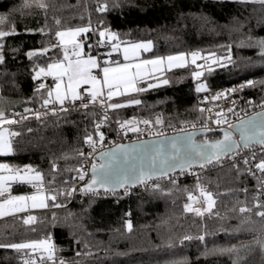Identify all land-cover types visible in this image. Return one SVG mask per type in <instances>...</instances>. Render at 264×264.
I'll list each match as a JSON object with an SVG mask.
<instances>
[{
	"label": "trees",
	"instance_id": "16d2710c",
	"mask_svg": "<svg viewBox=\"0 0 264 264\" xmlns=\"http://www.w3.org/2000/svg\"><path fill=\"white\" fill-rule=\"evenodd\" d=\"M46 2L47 12L35 5L24 8V0H0V16L8 18L6 27L15 28V34L0 41L5 57L0 64V108L6 112L42 104L41 93L36 91L41 81L32 76L38 67L61 58L62 50L53 47L57 42L54 32L90 26L92 21L97 38L99 31L105 29L119 34L122 43L151 41L153 48L145 55L148 57L192 52L203 57L210 53L231 56L230 62L223 61L225 67L198 59L202 68L190 62L187 67L165 73L167 84L119 101H141L139 105L124 104L125 107L113 110L119 121L135 116L151 120V128L200 122L206 118L200 109L212 101L210 92L220 89L226 90L227 97L249 96L264 101V59L257 48L246 46L264 39V7L258 3L118 0L120 6L114 8V0ZM104 3L108 10L97 11ZM55 19L61 24L56 25ZM242 41L245 46H241ZM42 49L49 51L31 58L27 55ZM188 58L191 61L190 55ZM193 71L203 75L195 79ZM249 80L254 82L252 86L247 84ZM199 84H205L206 90L197 92ZM157 117L164 121L162 125L155 123ZM99 120L97 108L88 107L8 126L19 135L11 138L13 152L0 156V163L22 171L31 167L33 173H41L40 188L46 195L57 194L55 203L63 206L54 207L53 201L48 200L47 209L36 212V221L30 224H24L18 215L0 219V244L26 243L47 236L53 239L57 264L61 260L65 264H264V250L254 239H264L259 225L254 226L256 231H249L250 225L242 224L240 214L232 211L233 206H240L237 201H247L252 206L259 182L251 175L237 176L229 165L208 167L196 179L169 182L140 195L118 197L117 201L85 194L75 197L74 192L58 194L75 186L73 177L92 151L85 139L92 135L97 141ZM140 128L149 129L144 124ZM81 152L85 155L81 156ZM260 158L261 155L257 159ZM247 167L239 164L242 172ZM35 188L31 184H14L13 194H30ZM200 188L211 192L216 200L213 213L202 217L184 208L189 193L196 197ZM245 188L247 192L243 191ZM127 222L132 224L131 231ZM185 236L192 239L185 240ZM200 236L204 240L198 239ZM233 246L236 252L212 251ZM25 258L23 252L0 248V264H23Z\"/></svg>",
	"mask_w": 264,
	"mask_h": 264
},
{
	"label": "snow or ice",
	"instance_id": "6c2138e0",
	"mask_svg": "<svg viewBox=\"0 0 264 264\" xmlns=\"http://www.w3.org/2000/svg\"><path fill=\"white\" fill-rule=\"evenodd\" d=\"M238 3H258L264 7V0H236ZM36 7L47 12L49 4L46 0H24L23 7L31 8ZM118 0H114L112 7H119ZM108 4L104 3L99 5L96 10L104 12L108 10ZM55 24L60 25L61 21L55 19ZM8 24V18L0 16V41L4 38L15 34L14 27H6ZM91 27H69L66 30H56L54 35L56 37V43L54 48L61 49L63 52V58L55 61L47 62L46 66L38 67L32 76L33 80H40L36 91L41 93L42 104L41 107L48 109L50 105L52 114L57 113L55 105H59V111L68 112L69 108L65 107L66 102L75 104L79 101V108L88 109L89 104H98L101 108L105 106L108 109L115 110L125 107L121 103H111L113 98L128 96L131 93H140L147 91L150 88L158 87L159 85L148 83L147 88L141 87V83L145 82L150 77H155L156 73H163L165 70H171L172 68L187 67L189 63L188 56L191 57V64L196 65L197 68H202L203 65L197 64L198 59L210 60L212 63H218L221 67L226 65L224 60L231 61V56L217 57L215 53H210L207 57L201 56L199 52H192L190 54L180 53L178 55H169L167 57H157L155 59H140L141 51L147 52L152 48L151 41L146 43H135L130 46H125L123 52V62L119 60L104 59L101 61L97 56L88 54L85 56L84 44L79 39L81 34H86L91 31ZM98 45L103 46L105 38L109 41H116L119 39L116 33H107L106 31H99ZM251 39V37H249ZM241 46H245L244 42H241ZM249 47H257L259 49V55L264 59V39L257 40L255 43L248 44ZM4 45L0 43V64L4 63L5 57L3 55ZM91 48L92 46L89 45ZM230 50V46H229ZM49 49H42L39 53L29 52L27 55L29 58L39 54L46 55ZM121 51L120 44L112 43L111 52L108 53L110 57L112 53H119ZM138 61V62H135ZM211 71V69H209ZM203 73L201 71H193L192 76L195 79H199ZM50 77L52 84L48 85L42 78ZM169 81L164 79L163 84H167ZM249 86L254 84L253 81L247 82ZM244 87V85H241ZM206 86L204 84L197 85L196 91H205ZM234 91V90H232ZM224 93H216L211 97L212 100H220ZM2 99V97H0ZM108 101L107 105L105 102ZM131 104L139 105L141 101L139 99L130 100ZM251 103V101L249 102ZM264 107V105H261ZM32 111L31 109H25V112ZM211 112L212 109H200ZM229 113L234 112V108H227ZM47 111L41 113L40 111L34 112V118L39 120L42 115H47ZM19 116V119L15 117ZM29 119L28 116H22L19 113H14L10 118L9 114L0 108V156H6L12 153L13 145L11 138L19 135V133L11 131L9 127L19 123L21 120ZM107 115L104 116V120H107ZM212 123L217 125V129H212L208 126V122L202 124V129L205 133L210 131L219 130L223 134L222 139H203L197 142L194 139L195 133H185L183 135H177L171 138L164 137L163 139H157L153 141H146L135 145H119L117 148L112 149L109 152H102L101 158L107 157L108 163L101 164L99 167L95 164L92 165L91 180L86 182L85 185L79 189L84 193L98 194V189L103 188L105 192L115 194L116 188H125L129 183L145 182L147 179H151L152 175L159 172L161 175H167L168 172L179 168L183 173L186 168H191L194 164H198L202 169L208 165H221L222 158L228 157L230 154L238 151L239 148H249L251 144L260 145L264 150V111L259 112L256 116L249 118L248 120H241L239 124H231L228 122V117L224 109L215 113V119L208 118ZM120 128L127 132L140 133L145 129H141L138 125L143 123L146 128H151L153 122L151 120L142 121H124L119 122ZM156 124L162 125L164 121L157 117ZM227 125V128L220 127L221 125ZM193 128L195 124L191 125ZM100 125L97 124L96 128L99 129ZM30 130V129H29ZM180 131L183 133L184 129ZM234 132H239V140L234 138ZM156 136L162 137L163 132H156ZM104 134L99 133V142L101 147L104 142ZM92 152L96 151L97 141L93 139L92 135H88L85 139ZM81 156L85 154L80 153ZM88 155H91L89 153ZM244 165L248 166L244 172L239 168V163L234 161L229 166L236 170L237 176L251 175L256 176V173L261 174V188L264 189V151H261V158L257 161L256 152H252L250 156L241 158ZM253 164L254 169L253 170ZM53 165V169H55ZM147 169V171L145 170ZM34 169L26 167L23 172L19 168H13L6 163H0V217L12 216L15 213L26 212L29 208H47L49 205L46 201H53L54 207H61L63 205L55 203L57 200V194L45 195L41 189L37 190V194L33 195H11V184L13 182L19 183H43V176L38 171L33 175ZM78 176L73 179L85 180L87 173L83 169L77 170ZM175 183V180L172 181ZM159 188V185H155ZM199 187V185H197ZM55 191V190H53ZM77 191L75 187H72L67 193L61 191L58 194L71 195ZM244 192L248 190L243 189ZM200 195L203 197V201L193 196L191 193L188 195L189 201L193 203L186 204L184 206L185 211L194 212L196 216H204L205 213L212 214L213 209L216 206V200L213 198V194L200 188ZM252 206H248L247 201H237L239 207L233 206L232 211L240 214L239 219L242 224H249V231H256L255 225H259L258 231L264 234V193L260 196L252 198ZM194 203H201V208L193 207ZM206 203V206L204 204ZM247 214V215H245ZM219 215V213H215ZM254 217L258 219H254ZM36 217L29 215L23 219L24 224H30L35 222ZM127 228L132 230L131 222H127ZM185 240H191V236H185ZM200 240H204V236L198 237ZM256 244L264 250V239L257 236L254 237ZM11 248L17 252H23L25 259L23 264H57L56 249L50 238L43 240H33L26 243H12V244H0V248ZM213 252L232 253L236 252L235 246L230 248L213 249ZM59 264H65L63 260ZM235 264V262H234Z\"/></svg>",
	"mask_w": 264,
	"mask_h": 264
},
{
	"label": "built area",
	"instance_id": "2783aa9c",
	"mask_svg": "<svg viewBox=\"0 0 264 264\" xmlns=\"http://www.w3.org/2000/svg\"><path fill=\"white\" fill-rule=\"evenodd\" d=\"M91 31L89 34H91V41L93 42L92 47H86V55L90 54H96V56L98 58H100L102 56V50L104 48H101L98 45V38H97V31H96V26L94 24V22H91ZM52 84V83H50ZM216 93H224V95L221 97L220 100H212L209 103L204 104L203 109H212L211 112L205 111L206 113V118L203 121H185V122H179V123H174V124H169L166 126H160V127H155V128H149V129H145L144 131L140 132V133H135V132H127L125 133V130L120 128V124L118 123L119 120H117L114 116L113 110L108 109L106 106L104 108H101L98 104L93 105V104H89V107H95L97 108L99 114H100V120L98 122V124L100 125L99 129L97 130L99 133L102 132L104 134V142H103V146L101 147L100 142H99V137L97 139V144H96V151L95 152H90L91 155H88V157L82 161V163L79 166V169H83L87 175L85 176V180L84 181H80L79 179H74V183H75V188L77 189V191L74 192V196L76 197L77 195H83L85 194L87 197H97V198H108V199H112L114 201H117L118 197H124V198H129L130 196H136V195H140L143 192L149 190V189H154L156 188L155 185H159V187H161L162 185L166 184V183H173L172 181L175 180V184H178L179 182H181L184 179H196L200 176H202L204 174L205 169H207L208 167H224V166H228L230 164H232L234 161L240 162L239 164L242 163L241 158L245 157V156H250L252 152H256V159L258 158L259 155H261V151H264L261 149L260 145H252L249 146V148L245 149V148H240L237 152L230 154L228 157H224L222 158V164L221 165H208L205 168H196V169H191V170H187L176 174H172L166 177H162V178H158L155 180H149L146 181L143 185L138 186L136 188L133 189H127V190H123L121 192H115V194L112 193H104V192H98V194H94V193H84L79 191L80 188H82L86 182L91 180V169H92V165L93 164H98V160L96 159L95 155L107 148H110L112 146H115L117 144L120 143H129V142H133V141H137V140H143V139H149V138H155L158 137L155 135L156 132H163V136H169V135H174V134H179L182 133L180 131L181 128L184 129V132H189V131H193V130H197V129H202V124L204 122H208V126L212 129H217V125H215L214 123L211 122V120H209L208 118L211 117L212 120L215 119V113L217 111H220L221 109L225 110V113L228 117V122L231 124H235L237 122H239L240 120L251 116L253 114H256L260 111H264V107H261V105H264V101H256L254 98L249 97V96H241V97H227L225 95L226 90L225 89H220V90H213L210 92V98L215 95ZM251 101V103H249ZM79 101H77L75 104H72L71 102H66L65 103V107L69 108V110L74 109V108H79ZM107 103H109L108 101L105 102V105H107ZM53 106L50 105L48 109H45L43 107H41V104L35 107H29L27 109H31L32 111L29 112H25L26 108H16L13 109L9 112H7L10 116V118L13 116L14 113H19L22 116H28L29 119L27 120H21L20 122H25L28 121L30 119L34 118V112L35 111H40L41 113H44L47 111V115H42L41 117H47V116H52L54 114H52L51 112V108ZM56 109H57V113H60L61 111H59V105H55ZM234 108V112L233 113H229L227 112V108ZM56 113V114H57ZM55 114V115H56ZM107 115L108 119L104 120V116ZM16 119H19V116L15 117ZM122 122V121H119ZM195 124V127L193 128L191 125ZM220 127H224L227 128V125H221ZM219 130H216L215 133L212 134H208L204 137H202V139H210V140H215L218 139L217 136L221 137L220 133H217ZM162 136V137H163ZM219 137V138H220ZM90 147V146H89ZM258 161V159H257ZM78 169V170H79ZM253 170L254 169V164H253ZM78 176V172L75 174L74 177ZM258 180V194L257 196H260L262 193H264V189L261 188V184H260V180H261V174L259 172L256 173L255 176ZM11 195L13 194V185H11ZM197 198H199L201 201H203V197L198 195L196 196ZM193 203L192 201H189L188 204ZM204 206H206V203L204 204ZM193 207L195 208H201L202 204L201 203H194ZM16 215L22 217L23 219L26 218L29 215L34 216V214L30 211L27 212H20L17 213ZM45 238V237H43Z\"/></svg>",
	"mask_w": 264,
	"mask_h": 264
},
{
	"label": "rangeland",
	"instance_id": "374dc122",
	"mask_svg": "<svg viewBox=\"0 0 264 264\" xmlns=\"http://www.w3.org/2000/svg\"><path fill=\"white\" fill-rule=\"evenodd\" d=\"M78 27H89V26H78ZM74 28H76V27H74ZM62 30H66V29H62ZM100 31H106L107 33H115V32H109V31H107V30H105V29H103V30H100ZM90 33V32H89ZM89 33H86V34H81V37L79 38L80 40H81V42H83V44H84V53H85V56H87L86 55V47H89V45H93V42L91 41V36L89 35ZM117 34V33H116ZM117 36L119 37V34H117ZM98 41H99V38H98ZM257 41V40H256ZM256 41H252L250 44H252V43H255ZM148 42V41H147ZM112 43H118V44H120V48H121V51L119 52V53H112V55L109 57L108 56V53L109 52H111V45H112ZM135 43H146V41L145 42H131V43H122V41L120 40V37H119V39L118 40H116V41H109L108 39H107V37L105 38V42H104V44H103V46H100L101 48H104L103 50H102V56L99 58L101 61H103L104 59H110V60H119L120 62H123V52H122V50H123V48L125 47V46H130V45H132V44H135ZM152 48H153V43H152ZM152 48H151V50H152ZM255 48H257V47H255ZM258 49V48H257ZM150 50V51H151ZM150 51H147V52H144V51H141V53H140V59L141 60H145V59H155V58H157V57H161V56H154V57H148V56H145L148 52H150ZM258 51H259V49H258ZM178 54H180V53H178ZM178 54H173V56H175V55H178ZM93 56H96V54H92ZM167 56H169V55H167ZM167 56H163V57H167ZM63 58V52H62V56H61V58L60 59H62ZM189 59V58H188ZM135 62H138V61H135ZM189 63H190V59H189ZM188 63V64H189ZM176 68H178V67H176ZM172 69H175V68H172ZM171 69V70H172ZM171 70H165L163 73H156V75H155V77H150V78H148L145 82H142V83H144V85L142 86V83H141V87H145V88H147V84L148 83H153V84H157V85H159V86H162L163 85V83H162V81L164 80V77H163V75L165 74V73H168L169 71H171ZM42 80H44V82H46L48 85H51V84H49L48 83V81H52L51 80V78L50 77H48V78H42ZM205 85V84H204ZM158 86V87H159ZM156 88V87H155ZM151 89H153V88H150V89H148V90H151ZM136 93H131L130 95H128V96H121V97H115V98H113V100L111 101V103H119V101H123L124 99H126V98H128L129 96H131V95H135ZM121 104H125V105H127V104H131L130 103V101H128V102H121ZM125 121H133V120H135V121H142V120H144V119H139L138 117H135V116H133V117H131V118H128V119H124ZM145 120H147V119H145ZM140 125H143V123H140L138 126L140 127ZM5 127H8V125H5ZM13 152V151H12ZM12 154V153H11ZM11 154H9V155H11ZM7 156V155H6ZM23 172V171H22ZM33 175L35 174V173H32ZM14 184H22V183H19V182H13L11 185H14ZM25 184H31V185H35L36 186V188H35V190L33 191V192H31L30 194H26V195H33V194H37V190L38 189H41L42 190V188H40V183L39 182H33V183H25ZM43 191V193L45 194V192H44V190H42ZM12 195H14V194H12ZM46 195V194H45ZM15 196V195H14ZM46 203H47V201H46ZM46 208H36V209H32V208H29L27 211H30V212H32L33 214H34V216L36 217V212H38V211H41V210H45ZM26 211V212H27ZM2 218H5V217H0V219H2ZM36 221V220H35ZM34 223V222H33ZM46 238H48L47 236H46ZM51 242L53 243V239H51ZM53 245H54V243H53Z\"/></svg>",
	"mask_w": 264,
	"mask_h": 264
},
{
	"label": "water",
	"instance_id": "95a60500",
	"mask_svg": "<svg viewBox=\"0 0 264 264\" xmlns=\"http://www.w3.org/2000/svg\"><path fill=\"white\" fill-rule=\"evenodd\" d=\"M35 52L37 53V51H35ZM260 112H262V111H260ZM258 113H259V112H258ZM256 114H257V113H256ZM256 114H253V115H251V116H248V117H246V118H244V119H242V120H248L249 118L256 116ZM240 121H241V120H240ZM240 121L237 122V123H235L234 125L239 124ZM185 133H195V135H194V139H195L197 142H199V141H201V140H199L200 138H202V137H204V136H206V135H208V134L215 133V131H210V132L205 133V132L203 131V129H197V130H193V131H189V132H183V133L174 134V135H169V136H163V137H155V138H149V139L137 140V141H133V142H129V143H120V144H117V145H115V146H112V147H110V148H107V149H105V150H103V151L97 153V154L95 155V157H96V159L98 160V164H96V165L99 167V165H101V164H106V163H108V158H107V157L101 158V153H102V152H109V151H111L112 149L117 148L119 145H129V146H131V145L140 144V143H143V142H146V141H153V140H157V139H163L164 137L171 138V137H174V136H177V135H183V134H185ZM217 133H220V134H221V137L218 138V139H222V138H223V134H222V132L218 131ZM239 135H240L239 132H234V138H235L236 140H239ZM252 145H257V144H251L250 146H252ZM241 148H243V147H241ZM239 149H240V148H239ZM239 149H238V150H239ZM196 168H201V167H200L198 164H194L191 168H186L184 171L191 170V169H196ZM145 170L147 171V169H145ZM179 172H181L179 168H176V169H174L173 171L168 172L167 175H161L159 172H156V173H154V174L152 175L151 179H147L146 181H149V180H155V179L162 178V177H166V176H169V175H172V174H176V173H179ZM90 173H91V176H92V169H91V172H90ZM146 181H145V182H146ZM145 182H139V181H137V182H135V183H129V184L126 186V189H133V188H136V187H138V186L143 185ZM123 190H125V188H116L115 192H121V191H123ZM98 192H104V193H106L105 190H104L103 188H99V189H98ZM107 193H110V192H107Z\"/></svg>",
	"mask_w": 264,
	"mask_h": 264
},
{
	"label": "crops",
	"instance_id": "0c3cea01",
	"mask_svg": "<svg viewBox=\"0 0 264 264\" xmlns=\"http://www.w3.org/2000/svg\"><path fill=\"white\" fill-rule=\"evenodd\" d=\"M49 82L52 83V81H49ZM46 209H47V208H46ZM46 209H45V210H46ZM16 214H17V213H15L14 215H16ZM6 217H8V216H6ZM6 217H5V218H6ZM2 219H4V218H2Z\"/></svg>",
	"mask_w": 264,
	"mask_h": 264
}]
</instances>
